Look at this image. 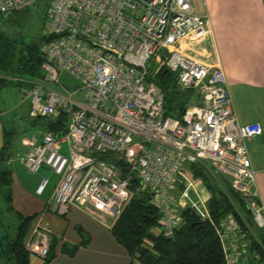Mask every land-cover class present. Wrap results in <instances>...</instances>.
<instances>
[{
    "label": "built area",
    "instance_id": "2783aa9c",
    "mask_svg": "<svg viewBox=\"0 0 264 264\" xmlns=\"http://www.w3.org/2000/svg\"><path fill=\"white\" fill-rule=\"evenodd\" d=\"M37 1L0 0V14L10 16ZM45 17L44 35L51 39L40 48L42 74L23 86V99L34 117L54 121L66 113L68 121L65 131L45 132L20 160L32 172L48 167L58 175L56 205L89 209L113 226L135 194L146 190L160 213L152 231L169 237L183 224L184 208L212 221L203 191L186 173L190 164L210 163L264 227V206L250 192L257 171L248 146L263 127L240 122L223 68L191 55L211 35L208 17L191 0H50ZM163 67L201 98L182 118L164 114L165 96L153 80ZM62 71L80 82L74 91L62 87ZM79 91L82 98L75 97ZM65 144L68 152L61 150ZM49 184L42 178L37 193ZM216 229L226 264H246L248 242L236 218L229 215ZM50 245L47 226L25 241L30 254L42 259Z\"/></svg>",
    "mask_w": 264,
    "mask_h": 264
},
{
    "label": "crops",
    "instance_id": "0c3cea01",
    "mask_svg": "<svg viewBox=\"0 0 264 264\" xmlns=\"http://www.w3.org/2000/svg\"><path fill=\"white\" fill-rule=\"evenodd\" d=\"M191 2L198 14L208 17L211 27L210 37L198 45L195 57L211 67L223 68L240 122L258 121L262 124L263 133L251 138L248 146L257 171L250 192L264 206V0ZM4 79L16 83L13 76L0 72V88L9 84ZM22 104L26 106H21L25 110L20 115L14 114V110L0 109V148L4 144L5 132H11L13 143L5 167L11 172L12 207L24 216H34L26 239L33 236L38 227L49 228L50 249H54L55 256L47 264H142L116 239L105 216L82 207L56 205L52 201L59 177L47 192L37 193L44 174L30 171L20 156L39 144L45 132L53 130L48 126L49 118L32 116L29 102ZM7 115L10 117L5 118ZM61 150L68 152V146L62 145ZM23 169L32 176H27ZM43 169L49 170L48 167ZM202 194L206 196L204 191ZM9 213L17 222L14 213ZM87 238L88 243H83ZM73 247H78L73 255L64 250ZM4 260L7 263L0 254V264H4ZM44 261L38 255L30 257V264Z\"/></svg>",
    "mask_w": 264,
    "mask_h": 264
},
{
    "label": "trees",
    "instance_id": "16d2710c",
    "mask_svg": "<svg viewBox=\"0 0 264 264\" xmlns=\"http://www.w3.org/2000/svg\"><path fill=\"white\" fill-rule=\"evenodd\" d=\"M36 3L43 5L45 14L50 0H38ZM49 39L51 37L44 35V41L40 45L27 44L16 48L10 38L0 31V72L13 76L14 81L20 86H30V81L42 74L44 58L40 48ZM19 79H24L25 82ZM3 81L13 83L10 79ZM154 81L165 96V116L182 118L184 110L192 104L193 97H198L194 89L181 88L177 74H172L166 67L156 73ZM47 120L49 128L53 131L66 130L68 121L66 113H63L57 121L50 118ZM12 135L11 132H5L4 144L0 148V254L7 261L30 264L31 254L26 249L25 241L34 216H24L14 211L11 172L5 167L13 143ZM188 168L192 170L194 179L204 181L210 193L207 207L212 221L202 220L190 208H184L181 210L183 224L172 236L156 235L152 230L158 224L160 213L152 203L151 192L145 190L135 194L112 226L111 231L116 239L142 264H226L223 244L216 225H220L226 217L232 215L238 221L244 239L248 242L247 264H264V227H259L255 223L250 206L242 193L233 188L228 178L215 174L206 164L194 163ZM136 182L133 179V187L137 185ZM182 187V184L178 185L175 194ZM4 210L13 212L18 220L14 235L3 222ZM79 230L84 233L81 227ZM146 239L150 240L152 245H146ZM88 241L87 238L83 243L86 244ZM77 248L64 250L73 255ZM54 256V249L51 248L42 264H47Z\"/></svg>",
    "mask_w": 264,
    "mask_h": 264
},
{
    "label": "rangeland",
    "instance_id": "374dc122",
    "mask_svg": "<svg viewBox=\"0 0 264 264\" xmlns=\"http://www.w3.org/2000/svg\"><path fill=\"white\" fill-rule=\"evenodd\" d=\"M45 8L40 3H35L34 5L20 11L16 12L12 16H5L0 14V31H3L11 40L13 45L16 48H21L27 44H41L44 40V27L46 23V17L44 14ZM187 45H184V48ZM198 46L194 47L195 52H192L191 55L197 54ZM159 59V57H158ZM172 74L175 72L171 71ZM151 75L154 74V68L150 71ZM36 77L34 80H36ZM155 80V76L153 77ZM60 82L62 87L67 91H74L77 86L80 85L78 79H76L72 74L68 71H62L60 73ZM84 93L79 91L76 93V98H82ZM24 96V87L20 86L16 83H9L0 88V109L2 110H14V114L20 115L23 114L25 109V104L20 105L22 102H28V100L23 99ZM200 96H194L192 103H197L200 100ZM22 106V107H21ZM12 114V113H11ZM10 115V114H9ZM9 115L5 116V118L10 117ZM15 141V140H14ZM102 159H106L105 156ZM108 159V158H107ZM110 160H114V157L109 158ZM20 166V165H19ZM206 166L218 174L214 167L207 163ZM27 176H32L26 169L22 170ZM40 172L44 174V177L49 178L50 184L49 188H51L53 183H56L58 180V175H56L52 170H44L41 169ZM39 172V173H40ZM187 175L190 177L192 181H197V188L204 191L206 196H202L205 204L207 205L208 197L210 196L209 191L207 190L205 183L202 179H194L193 172L190 168L187 169ZM43 177V178H44ZM47 189V190H48ZM47 192V191H46ZM180 191L176 192V195H179ZM9 211L4 210L3 222L10 228L11 233H15L16 222L11 221V215L8 213ZM14 218V217H12ZM16 220V218H14ZM11 221V222H10ZM10 222V225H8ZM248 261V260H247ZM246 261V263H247ZM4 264H17L15 261H10L6 263L4 260Z\"/></svg>",
    "mask_w": 264,
    "mask_h": 264
},
{
    "label": "water",
    "instance_id": "95a60500",
    "mask_svg": "<svg viewBox=\"0 0 264 264\" xmlns=\"http://www.w3.org/2000/svg\"><path fill=\"white\" fill-rule=\"evenodd\" d=\"M164 53L165 54H168V50L167 49H164ZM137 181V180H136ZM151 195H153V192H151Z\"/></svg>",
    "mask_w": 264,
    "mask_h": 264
}]
</instances>
